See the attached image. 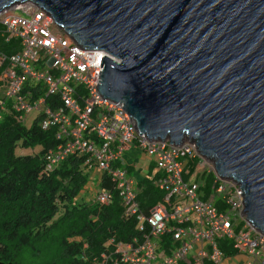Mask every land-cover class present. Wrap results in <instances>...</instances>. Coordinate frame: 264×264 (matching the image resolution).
I'll use <instances>...</instances> for the list:
<instances>
[{
	"label": "water",
	"instance_id": "95a60500",
	"mask_svg": "<svg viewBox=\"0 0 264 264\" xmlns=\"http://www.w3.org/2000/svg\"><path fill=\"white\" fill-rule=\"evenodd\" d=\"M23 3L117 58L101 57L98 92L149 139L194 141L264 237V0H0V13Z\"/></svg>",
	"mask_w": 264,
	"mask_h": 264
},
{
	"label": "built area",
	"instance_id": "2783aa9c",
	"mask_svg": "<svg viewBox=\"0 0 264 264\" xmlns=\"http://www.w3.org/2000/svg\"><path fill=\"white\" fill-rule=\"evenodd\" d=\"M0 23L5 26L8 36L20 39L23 47L12 58L11 69L1 75L4 82L2 102L12 106L18 121L23 122L34 111L43 113V129L57 128L56 138L62 143L48 153V166L59 163L69 154L87 153L94 168L107 171L116 183L125 215L133 216L140 230L148 226L149 232L141 241L117 244L121 261L127 264H202V259L207 258L218 264L221 256L214 236L222 233L234 237L236 246L247 250L254 258L260 256L258 262L261 263L264 237L242 215L238 184L215 173L212 161L200 155L194 141L184 138L179 143L169 144V138H147L137 130L131 116L122 108L123 103L98 92L97 84H100L103 69L101 57L117 59L103 50L82 47L54 22L48 12L32 3L2 11ZM26 78L41 82L46 95H57L55 100L61 101V106L52 110L44 99L30 105L25 94H20ZM133 145L151 154L161 172L155 185L165 192L167 204L159 203L148 213L140 209L134 180L125 171L111 168ZM196 157H199L197 166L201 165L202 171L215 173V193L210 192L205 200L202 199L204 183L199 179L201 177L197 178L198 170L187 168L186 162ZM110 199L108 191L93 188L91 200L107 204ZM215 199L225 204L222 209L216 207ZM238 219L244 221L248 230H240L234 235L232 223ZM250 232L255 233L256 238L252 239ZM163 235L171 238L170 246H159L156 240ZM258 241L263 243L261 247ZM174 244L177 245L172 247ZM256 247L259 249L255 250Z\"/></svg>",
	"mask_w": 264,
	"mask_h": 264
},
{
	"label": "trees",
	"instance_id": "16d2710c",
	"mask_svg": "<svg viewBox=\"0 0 264 264\" xmlns=\"http://www.w3.org/2000/svg\"><path fill=\"white\" fill-rule=\"evenodd\" d=\"M22 48L20 39L8 36L0 23V78L11 69L12 58ZM3 87L0 79V264H127L121 261L117 244L141 241L148 226L140 230L136 219L125 215L122 199L106 172L95 173V179L99 188L110 193V201L99 204L87 198L94 169L88 155L69 154L49 167L48 153L62 143L56 138L57 128L43 129L44 115L34 111L23 122L18 121L12 106L2 102ZM21 93L30 105L44 99L52 110L61 106V101L55 100L57 95H46L41 82L30 78L24 81ZM188 162L187 168L193 171L196 163ZM156 167L151 160L145 176L136 181L137 201L144 213L159 203L167 204L165 192L154 182L161 176ZM126 168L131 173L133 166ZM197 178L204 183L202 199L215 193L212 172H199ZM214 203L218 209L225 205L219 199ZM240 230L248 227L238 219L232 223V233ZM256 236L250 232L252 239ZM214 240L221 261L245 255L259 264L260 258L237 247L234 237L218 233ZM156 241L161 247L171 245L168 235ZM262 244L258 241L259 247ZM202 264L216 263L205 258Z\"/></svg>",
	"mask_w": 264,
	"mask_h": 264
},
{
	"label": "rangeland",
	"instance_id": "374dc122",
	"mask_svg": "<svg viewBox=\"0 0 264 264\" xmlns=\"http://www.w3.org/2000/svg\"><path fill=\"white\" fill-rule=\"evenodd\" d=\"M16 14L21 15L22 13L17 12ZM39 67L41 68V65H39ZM123 158L128 162V165L133 166V168H131L132 169L131 173H132V177L135 180L143 177L147 173L149 162L153 160V156L151 154L144 151H137L135 148L131 150L129 155H125ZM188 161L189 164L197 163L199 161V157H196L194 159H189ZM195 169H197L198 171L196 172L199 173L200 171L203 170V167L199 165ZM90 184H92V181L90 182ZM242 256L243 255H239L238 257L229 259L227 261V264H241V262L244 263V261H242L243 260ZM256 257H260V256H256Z\"/></svg>",
	"mask_w": 264,
	"mask_h": 264
},
{
	"label": "clouds",
	"instance_id": "9594fccd",
	"mask_svg": "<svg viewBox=\"0 0 264 264\" xmlns=\"http://www.w3.org/2000/svg\"><path fill=\"white\" fill-rule=\"evenodd\" d=\"M101 50V49H100ZM104 51V50H103ZM105 52V51H104ZM108 54V53H107ZM109 55V54H108ZM111 56V55H110ZM109 57V56H108ZM113 57V56H112ZM115 58V57H114ZM112 59V58H111ZM115 59H117V58H115ZM114 60V59H113ZM118 60V59H117ZM117 60H115V61H117ZM119 61V60H118ZM103 96V95H102ZM110 99V98H109ZM112 100V99H111ZM115 101V100H114ZM118 102H120V101H118ZM121 103H123V102H121ZM123 106H124V104H123ZM132 118V117H131ZM133 119V118H132ZM133 121H134V119H133ZM134 124H135V121H134ZM137 128V127H136ZM138 130V129H137ZM140 132V131H139ZM142 133V132H141ZM144 134V133H143ZM146 135V134H145ZM148 138V137H147ZM151 140H154V139H151ZM132 148H135L137 151H142V150H140V149H137V147H135V145H133L132 146ZM197 150H198V148H197ZM126 152V151H125ZM124 152V153H125ZM199 152V151H198ZM123 153V154H124ZM200 153V152H199ZM74 154H86V155H88L87 153H78V152H76V153H74ZM123 154H122V156H123ZM200 155L201 156H203V157H205V158H207V159H209L210 161H212V163H213V160L211 159V158H209V157H207V156H204V155H202L201 153H200ZM89 156V155H88ZM122 156H121V158L119 159V160H117V161H115L112 165H111V168H113V169H121V170H123V171H125V173H126V175L127 176H129V177H131L133 180H134V185H135V187H136V181L137 180H135L132 176H131V173H128L127 172V168H125L124 166H121V164H120V161L123 159L122 158ZM153 161H154V159H153ZM155 162V161H154ZM198 163V162H197ZM197 163H196V166L195 167H198L197 166ZM118 164V165H117ZM93 165V164H92ZM213 166H214V163H213ZM93 168H94V165H93ZM157 171H158V169H157V167L155 168ZM215 173H217L216 172V170H215V167H214V170H213ZM100 172H106V173H108L107 171H101V170H97V169H93V172L91 173V175L89 176V181L91 182L92 181V184L90 185V192H89V196L87 197L88 199H91V196H92V192H93V188H99L98 187V185H97V181H99V180H96L95 179V173H100ZM153 173V172H152ZM214 174V173H213ZM218 174V173H217ZM109 175V174H108ZM219 175V174H218ZM110 176V175H109ZM145 176V175H144ZM224 178V177H223ZM110 179H111V181L115 184V187H116V183L112 180V178H111V176H110ZM157 179V178H156ZM155 179V180H156ZM229 179H231V178H229ZM155 180H154V182H155ZM101 189V188H100ZM116 189H117V187H116ZM118 190V189H117ZM136 191H137V189H136ZM118 193H119V190H118ZM120 195V194H119ZM136 195H137V192H136ZM121 197V196H120ZM93 201V200H92Z\"/></svg>",
	"mask_w": 264,
	"mask_h": 264
},
{
	"label": "crops",
	"instance_id": "0c3cea01",
	"mask_svg": "<svg viewBox=\"0 0 264 264\" xmlns=\"http://www.w3.org/2000/svg\"><path fill=\"white\" fill-rule=\"evenodd\" d=\"M133 148L131 147V148H129L124 154H123V156H122V158L125 156V155H129V153L131 152V150H132ZM120 164H121V166H124L125 168L128 166V162L123 158L121 161H120ZM131 176H132V173H131ZM239 256V255H238ZM237 256V257H238ZM243 257V260L242 261H244V263L243 262H241V264H255L254 262H253V259L251 258V257H246L245 255H243L242 256ZM229 259H222V261L219 263V264H227V261H228ZM259 264H261V263H259Z\"/></svg>",
	"mask_w": 264,
	"mask_h": 264
},
{
	"label": "bare ground",
	"instance_id": "6f19581e",
	"mask_svg": "<svg viewBox=\"0 0 264 264\" xmlns=\"http://www.w3.org/2000/svg\"><path fill=\"white\" fill-rule=\"evenodd\" d=\"M205 156V155H204Z\"/></svg>",
	"mask_w": 264,
	"mask_h": 264
}]
</instances>
